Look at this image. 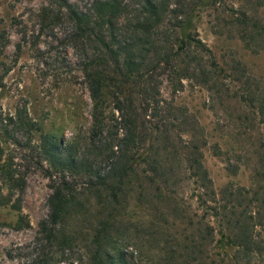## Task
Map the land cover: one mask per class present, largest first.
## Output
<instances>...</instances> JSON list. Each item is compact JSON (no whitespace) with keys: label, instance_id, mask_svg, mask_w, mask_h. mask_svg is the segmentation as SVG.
<instances>
[{"label":"rangeland","instance_id":"1","mask_svg":"<svg viewBox=\"0 0 264 264\" xmlns=\"http://www.w3.org/2000/svg\"><path fill=\"white\" fill-rule=\"evenodd\" d=\"M49 1L0 0V32L9 37L5 46L0 45V144L3 158L24 177L22 191L12 196V200L20 199V211L0 204V264L33 263L41 248L35 240L38 224L47 217L48 196L63 177L77 188L81 205L62 225L60 240L63 236L67 240L45 248L57 254L54 264H72L73 260L94 264L95 246L91 241L100 230L98 221L106 218L112 208L102 239L112 258L105 264H264V249L259 253H236L235 248L224 245L226 239L220 232H228L224 228L229 225L206 215L199 207L197 195L203 191L171 150H162L161 155L167 181L151 182L150 171H144L145 165L141 164L128 178L131 181L119 196L120 205L110 209L101 206L105 192L88 189L85 172H62L43 159L39 132L6 120L17 110H25L42 132L53 134L60 146L70 147L78 159L86 158L94 171L105 168L100 139H89L91 99L77 54L63 38L67 24L42 31L37 39L42 54L30 46L39 30L34 12ZM66 1L83 7L90 0ZM218 1L220 4L197 12L193 28L212 50L224 75L208 85L192 75L180 80V85L177 78L170 80L162 73L161 96L174 102L186 122L169 127L171 137L160 141L159 146L170 147L179 143L178 134L187 139L193 133L216 192L232 185L259 190L256 196L228 197V210L232 212L229 224L233 225L237 215L246 219L242 212L246 207L254 215L260 212L255 221H264V117L254 112L255 105L264 99V0ZM240 9L261 26L253 27L249 38L244 36L247 25L236 20ZM24 27L30 41L17 53L15 45ZM246 91L255 98L253 108L243 101L247 97H241ZM111 105L109 102L107 108ZM91 142L98 147L89 148ZM6 193L0 181V195ZM251 199L256 200L253 205ZM233 205L235 209H231ZM20 215L24 216L23 226L17 227ZM254 235L264 243L263 226L256 227Z\"/></svg>","mask_w":264,"mask_h":264},{"label":"trees","instance_id":"2","mask_svg":"<svg viewBox=\"0 0 264 264\" xmlns=\"http://www.w3.org/2000/svg\"><path fill=\"white\" fill-rule=\"evenodd\" d=\"M216 3L220 4L218 0H90L80 7L66 0H51L34 12V20L40 31L33 36L30 46L38 54L43 53L37 44L42 31H51L58 24H67L63 29V38L77 54L78 67L89 92V139H100L104 170L97 168L94 171L86 158L78 159L70 147H61L57 137L42 132L40 125L25 110H17L6 120L15 122L19 128L39 132L43 159L59 167L62 172H85L88 189L105 192L101 206L110 209L120 205L119 196L131 181L128 178L137 172L141 164L145 165L144 171H150L151 182L167 181L161 155L162 150H171V155L174 154L175 159L186 166L197 188L203 191L197 195L199 207L206 215L231 226L224 228L228 232H220L221 237L226 239L224 245L235 248L236 253H259L264 249V243L254 235V231L258 226L264 227V221L254 219L260 216V212L254 215L246 207L242 211L247 215L246 219L237 215L232 225L229 224V213L232 212L228 210L229 196H256L259 190L232 185L216 192L202 160L201 146L193 133L187 139L178 134L179 143L170 147L159 146L160 141L171 137L169 127H180L186 122L177 113L174 102L161 96L159 78L162 73H166L170 80L177 78L180 85V80L192 75L199 79V83L208 85L224 72L212 50L193 28L197 12L214 7ZM238 12L236 20L247 25L244 36L249 38L253 27L261 26L252 20L247 11L240 9ZM234 15L233 11L231 17ZM21 31V38L15 45L17 53L30 41L26 37V28ZM8 40L5 32H0V45L5 46ZM1 84L0 75V87ZM241 97H247L243 101L253 108L255 98L251 92L246 91V96ZM109 102L112 104L110 109L107 108ZM255 107L254 112L264 117V99ZM112 128L114 132H110ZM97 147L91 142L89 148ZM3 156L4 150L0 144V181L7 190L4 196L0 195V204H9L20 211V199L12 200V196L22 191L24 177ZM78 194L74 184L65 177L53 186L47 199L48 215L39 222L35 235L41 248L32 264H54L57 254L45 251V248L67 240L64 236L60 240L62 225L73 209L81 205ZM249 202L251 204L256 200ZM236 206L230 207L235 209ZM112 210L97 223L100 230L91 241L95 246L92 254L94 264H105L106 260L112 258L102 244ZM23 221L24 216L20 215L17 227H22ZM222 223L220 225L224 226ZM7 255L12 256L10 252Z\"/></svg>","mask_w":264,"mask_h":264},{"label":"clouds","instance_id":"3","mask_svg":"<svg viewBox=\"0 0 264 264\" xmlns=\"http://www.w3.org/2000/svg\"><path fill=\"white\" fill-rule=\"evenodd\" d=\"M72 264H80V261L79 260H73Z\"/></svg>","mask_w":264,"mask_h":264}]
</instances>
